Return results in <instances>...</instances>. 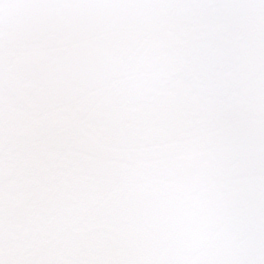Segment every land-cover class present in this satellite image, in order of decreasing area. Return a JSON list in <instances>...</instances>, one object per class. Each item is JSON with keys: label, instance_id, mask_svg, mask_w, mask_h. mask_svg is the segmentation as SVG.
I'll list each match as a JSON object with an SVG mask.
<instances>
[{"label": "snow or ice", "instance_id": "obj_1", "mask_svg": "<svg viewBox=\"0 0 264 264\" xmlns=\"http://www.w3.org/2000/svg\"><path fill=\"white\" fill-rule=\"evenodd\" d=\"M0 264H264V0H0Z\"/></svg>", "mask_w": 264, "mask_h": 264}]
</instances>
